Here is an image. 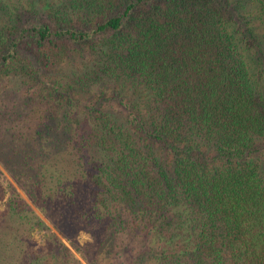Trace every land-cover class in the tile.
Wrapping results in <instances>:
<instances>
[{
	"label": "trees",
	"instance_id": "1",
	"mask_svg": "<svg viewBox=\"0 0 264 264\" xmlns=\"http://www.w3.org/2000/svg\"><path fill=\"white\" fill-rule=\"evenodd\" d=\"M253 20L264 0H0V264H264Z\"/></svg>",
	"mask_w": 264,
	"mask_h": 264
},
{
	"label": "rangeland",
	"instance_id": "2",
	"mask_svg": "<svg viewBox=\"0 0 264 264\" xmlns=\"http://www.w3.org/2000/svg\"><path fill=\"white\" fill-rule=\"evenodd\" d=\"M246 9L248 10H251L250 8L246 7ZM254 24L256 26H258L259 28H263L264 27V24H260L258 20H253ZM262 34V33H261ZM256 71L260 73V79H259V84L260 86L264 89V51L261 53V58L259 59L258 63H257V66H256ZM264 159V157H263ZM0 171L2 172V174L5 175L6 178H8V176L6 175V173L4 172V170L0 167ZM9 179V178H8ZM10 180V179H9ZM11 181V180H10ZM0 182H2L3 184V181H2V178L0 177ZM12 184L14 185V183L12 182ZM20 193L22 191H20L19 189H17ZM23 195V193H21ZM24 196V195H23ZM2 201H0V208L2 206L1 204ZM36 210V209H35ZM37 212V211H36ZM38 213V212H37ZM39 215V213H38ZM46 224L48 226H50L47 222ZM51 231H53L54 233H56V231L54 229H52ZM43 232H33V238L36 240V241H39V239H41V236H42ZM57 234V233H56ZM88 237L86 234L84 233H80L77 237V240L78 242H83L84 240H86ZM63 241V239H62ZM65 243V242H64ZM68 245V244H67ZM69 246V245H68ZM70 248V247H69ZM82 263H84V261L82 260Z\"/></svg>",
	"mask_w": 264,
	"mask_h": 264
},
{
	"label": "clouds",
	"instance_id": "3",
	"mask_svg": "<svg viewBox=\"0 0 264 264\" xmlns=\"http://www.w3.org/2000/svg\"><path fill=\"white\" fill-rule=\"evenodd\" d=\"M89 240L91 241V237H89Z\"/></svg>",
	"mask_w": 264,
	"mask_h": 264
}]
</instances>
